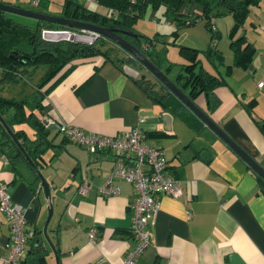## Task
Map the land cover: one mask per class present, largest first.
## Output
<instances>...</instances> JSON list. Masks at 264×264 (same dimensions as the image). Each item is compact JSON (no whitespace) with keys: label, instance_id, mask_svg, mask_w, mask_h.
Instances as JSON below:
<instances>
[{"label":"crops","instance_id":"obj_1","mask_svg":"<svg viewBox=\"0 0 264 264\" xmlns=\"http://www.w3.org/2000/svg\"><path fill=\"white\" fill-rule=\"evenodd\" d=\"M63 1L50 4L60 10L53 12L46 7L43 11L59 15ZM0 2L21 8L24 2L32 5L30 0ZM91 4L97 3L85 6L99 12ZM146 11L154 12L150 7ZM240 35L254 46L253 74L236 72L234 80L225 76L226 68L225 73L221 72L220 66L225 63L213 67L217 73L204 64V69L224 77L226 82L214 90L219 99L217 106H208L202 94L193 100L264 168V86H257L264 77V0L250 7L235 38ZM232 55L228 65L234 60L233 51ZM72 63L73 69L44 97L41 108L33 109L34 116L43 124L50 118L70 123L85 133L110 136L122 134L144 117L141 128L145 143L163 151L167 171L183 183L179 198L161 197L154 224L149 227L150 242L134 264H264V192L246 162L193 112L175 100L165 99L163 105L153 100L141 82L156 80L143 68L133 64L120 67L100 55ZM22 82L9 91H20L21 99L31 98L36 83L30 90L16 89ZM250 102L254 104L248 112L246 105ZM30 109L28 105L27 113ZM24 126L16 128H23L34 139L32 129L27 131ZM60 134L62 142H69ZM53 143L58 146L51 147L50 153L47 151L39 160V172L50 186V197L45 195L41 180L33 185V177L17 176L0 151V182L7 184L12 202L25 209L26 232L33 238V245L31 236L28 238L21 264H30L33 257L28 250L35 248V235L42 231L50 207L47 231L55 252L44 241L47 264H123L128 249L135 244L130 203L137 196L136 190L131 183L117 180L116 195L102 196L98 192L116 154L109 149L89 153L84 146L72 142V146H62L56 139ZM84 180L91 186L82 195L78 187ZM91 228H95L94 241L87 235ZM8 238L9 225L0 212V264Z\"/></svg>","mask_w":264,"mask_h":264},{"label":"trees","instance_id":"obj_2","mask_svg":"<svg viewBox=\"0 0 264 264\" xmlns=\"http://www.w3.org/2000/svg\"><path fill=\"white\" fill-rule=\"evenodd\" d=\"M2 1V0H0ZM31 1V0H30ZM261 0H95L94 3L108 8V14H101L87 8L83 0H64L61 12L57 16L74 19L81 22L91 23L103 27H116L135 33L132 26L141 18L150 7L155 10L162 7L166 19L173 26L172 34H177L180 27L195 24L205 19L204 25L211 34L214 31L211 19L213 16L223 13H231L234 23L230 29V47L234 52L232 64L227 65L226 72L229 73L234 66L248 68L252 62L254 46L247 42L244 35L235 38L249 14L250 7L258 5ZM43 0L36 5L39 6ZM192 3L199 5L198 10L188 12ZM35 6V5H33ZM182 6H186L182 10ZM43 11V10H38ZM44 12V11H43ZM45 13V12H44ZM43 29L56 30H79L72 26L34 19V24L27 25L16 22L0 10V151L4 158L10 163L13 172L17 176L33 177V185L40 180L39 160L51 148L57 147L53 143L51 132L58 133L59 130H51L33 114L34 108H41V103L61 80L73 69L74 60L102 56L105 60L117 66L125 67L129 64L145 68L132 55L125 52L119 45L100 35L92 43L83 41H71L65 39H45L42 37ZM141 34L136 37L124 35L129 42L136 46L156 66L160 67L157 51H151L156 38L146 39L143 43ZM173 42V41H172ZM167 42H164V46ZM185 55L186 62L183 64L184 76H180L175 83L187 90L186 94L193 100L196 96L204 94L207 97V105L215 107L219 99L214 94L215 88L224 85V77L208 72L202 66L198 56L200 50L194 47L180 45ZM209 63L214 68L224 64V55L213 43H210L203 51ZM39 68L44 69L43 75L33 86L31 98H16L3 95L4 85L8 91L15 87L26 74L36 76ZM65 69L61 74H59ZM59 74V76H58ZM155 82L142 80L141 84L147 94L156 102L163 105L165 99L175 100L181 107L188 109L176 96H166L168 89L157 78ZM141 80V79H140ZM187 88V89H186ZM253 102L246 105L248 112L253 107ZM31 105V112L27 113L26 107ZM189 110V109H188ZM191 111V110H190ZM27 124L34 132V139L26 133L23 128H16ZM65 137V136H64ZM66 139V138H65ZM227 145V144H226ZM60 146V145H59ZM229 147V146H228ZM230 148V147H229ZM239 157V156H238ZM248 166V165H247ZM259 181L260 189L264 192V179L259 176L250 166ZM31 236V244L33 245ZM29 253L32 255L30 264H47L45 252L36 251L35 245ZM24 263V260H22Z\"/></svg>","mask_w":264,"mask_h":264},{"label":"built area","instance_id":"obj_3","mask_svg":"<svg viewBox=\"0 0 264 264\" xmlns=\"http://www.w3.org/2000/svg\"><path fill=\"white\" fill-rule=\"evenodd\" d=\"M86 3L95 0H83ZM40 0H31L32 5H37ZM153 21H155L153 19ZM42 37L45 39H65L71 41H83L92 43L98 33L83 32L69 29H43ZM259 88L264 86V77L257 84ZM144 117H139L136 124L120 135H101L97 133H85L79 127L70 123L46 119V127L56 126L68 141L84 146L89 153L109 149L113 151L117 159L105 182L98 187V192L103 196L115 195L119 192L117 180L127 181L133 184L136 190V198L130 203L133 210L131 233L135 244L128 249L123 258V264H134L142 251L150 242L149 227L154 224L155 216L159 210L160 197L168 195L178 198L183 194L182 181L167 171V160L163 151L155 145L145 143L141 125ZM91 183L84 180L78 187V192L85 195ZM0 212L6 217L9 225V238L5 245L6 253L2 258L3 264H21L24 258L28 238L26 232L25 209L11 200L7 184L0 182ZM90 241L95 238V228L88 230Z\"/></svg>","mask_w":264,"mask_h":264},{"label":"rangeland","instance_id":"obj_4","mask_svg":"<svg viewBox=\"0 0 264 264\" xmlns=\"http://www.w3.org/2000/svg\"><path fill=\"white\" fill-rule=\"evenodd\" d=\"M44 2L42 5L39 6H32L29 5L28 3L24 2L22 5L25 9H31V10H44L46 7L48 9H51V11L56 12L57 10H60L58 6L56 5H50L54 0H43ZM58 2V0H57ZM54 3V2H53ZM56 4V3H55ZM55 7V8H54ZM91 7H94L97 9L100 13L107 14L108 13V8L98 5V4H91ZM193 7H198L196 3H192L188 8V12H192L194 10ZM54 8V9H53ZM186 6H182V10H184ZM7 16L11 17L14 19L16 22L22 23V24H27V25H32L34 24V19L28 16L20 15V14H15V13H6ZM233 16L231 13L223 12L221 14L215 15L212 17L211 22L214 25V31L211 34L210 31H208L205 28L204 22L205 19H201L197 21L193 25L189 26H183L180 27L179 30L177 31L178 33L173 35V26L169 24L166 21V15L163 12L162 7H159L154 10V12L147 13V11L144 13V15L137 19L132 28L135 31V34H141L143 43L145 44L147 41L146 39H152L153 36L156 38V42L153 46L154 49L151 51L155 50L158 53V60L160 63V69L171 79V80H176L180 74V76H184V70H183V64H185L186 59L184 53L181 51V46L180 45H185L189 47H194L200 49V52L198 56L201 59V63L204 64L205 66L209 67L210 71L213 73H217L216 70L213 68L211 63H209L208 59L204 55L203 51L206 49L208 46V43L212 42L215 43L217 46L221 48V51L224 54V65L220 66L221 72H224V68H227L226 66L231 63L233 55H232V50L229 45V32L232 27V24L234 23V20L232 19ZM155 19V21H153ZM217 30H216V26ZM219 32L220 36L217 37V33ZM173 41V42H172ZM164 42H167V44L164 46ZM252 65V64H251ZM251 65L248 67V69L243 68V67H234L227 75H225L227 78H232L235 80L237 78V73L236 72H245L246 74H253V71L251 70ZM145 72L147 71L145 68H143ZM148 72V71H147ZM146 72V73H147ZM184 72V73H183ZM44 69L39 68L37 70L36 76H32L30 74H26L24 78L22 79L23 82L22 84L18 85L16 89H28L30 90V86H32L36 81L40 79V77L43 75ZM8 86L4 85L3 94L6 96L10 97H16L20 98L22 97L21 93H12V91H8ZM11 89V88H10ZM248 93L249 95L251 94V90L249 88ZM245 93V92H243ZM262 94L264 96V90H262ZM204 95V94H202ZM264 105V103H263ZM192 113H188V116H192ZM192 118V117H191ZM26 130L30 129L27 124H25ZM30 134L32 135V131L30 130ZM29 136V135H28ZM58 136V137H57ZM53 139L57 141V143L61 142L62 146H72L70 144L71 141L66 142L60 140L62 138V134L58 132L55 134V132L52 133ZM57 137V138H56ZM75 144V143H73ZM78 145V144H76ZM50 151L47 152L49 154ZM60 153V151H59ZM58 158V156L56 157Z\"/></svg>","mask_w":264,"mask_h":264},{"label":"water","instance_id":"obj_5","mask_svg":"<svg viewBox=\"0 0 264 264\" xmlns=\"http://www.w3.org/2000/svg\"><path fill=\"white\" fill-rule=\"evenodd\" d=\"M0 10L9 13L20 14L24 16L31 17L33 19L47 21L51 23H58L66 26H72L83 32L98 33L111 40L112 42L119 45L125 52L129 53L136 60H138L145 69L150 72L154 77H156L165 87H167L168 92L166 94L169 97L171 94L176 96L185 106L191 110L196 116H198L212 131H214L218 137H220L232 150H234L238 156H240L248 166H250L259 176L264 179V168L258 161L251 156L244 148L241 147L233 138H231L216 122H214L209 115L197 105V103L192 100L180 87L171 80L161 69L156 66L150 59H148L136 46L129 42L124 35H131L136 37L137 34L131 33L125 29L116 27H103L97 26L87 22H81L74 19L66 18L63 16L52 15L49 13H44L40 11H35L31 9H25L18 6L11 5L9 3L0 2ZM219 37V35H217ZM45 123V121H44ZM56 126H49V129L53 130ZM41 185L44 189L45 195L50 197V186L47 181L40 174ZM52 208H49V216L47 217L46 223L42 228L41 232L36 233V238L34 239L37 245L36 251H47V248L43 245L44 241L49 245V247L54 251V245L48 235L47 226L50 220V214ZM55 252V251H54Z\"/></svg>","mask_w":264,"mask_h":264},{"label":"bare ground","instance_id":"obj_6","mask_svg":"<svg viewBox=\"0 0 264 264\" xmlns=\"http://www.w3.org/2000/svg\"><path fill=\"white\" fill-rule=\"evenodd\" d=\"M127 182V181H126ZM128 183H130V182H128ZM132 184V183H131ZM133 185V184H132ZM116 195V194H115ZM103 196V195H102ZM111 196V195H110ZM162 196H165V195H162ZM161 196V197H162ZM168 196V195H167ZM161 197H160V199H161ZM171 197V196H170ZM179 198V197H178ZM89 238V237H88ZM95 239V238H94ZM90 240V239H89ZM94 241V240H93Z\"/></svg>","mask_w":264,"mask_h":264},{"label":"flooded vegetation","instance_id":"obj_7","mask_svg":"<svg viewBox=\"0 0 264 264\" xmlns=\"http://www.w3.org/2000/svg\"><path fill=\"white\" fill-rule=\"evenodd\" d=\"M153 76V75H152ZM154 77V76H153ZM156 78V77H155Z\"/></svg>","mask_w":264,"mask_h":264}]
</instances>
